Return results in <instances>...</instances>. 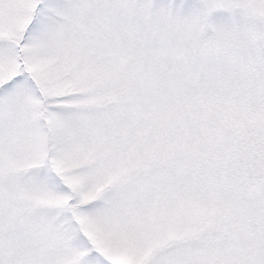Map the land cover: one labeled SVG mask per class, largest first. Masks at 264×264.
<instances>
[{"label":"snow or ice","instance_id":"obj_1","mask_svg":"<svg viewBox=\"0 0 264 264\" xmlns=\"http://www.w3.org/2000/svg\"><path fill=\"white\" fill-rule=\"evenodd\" d=\"M0 264H264V0H0Z\"/></svg>","mask_w":264,"mask_h":264}]
</instances>
